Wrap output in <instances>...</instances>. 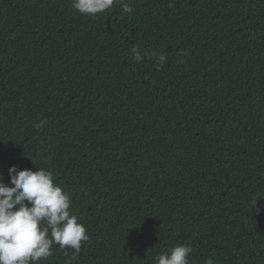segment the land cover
Here are the masks:
<instances>
[{
  "label": "trees",
  "instance_id": "1",
  "mask_svg": "<svg viewBox=\"0 0 264 264\" xmlns=\"http://www.w3.org/2000/svg\"><path fill=\"white\" fill-rule=\"evenodd\" d=\"M131 6L0 0L4 182L53 173L89 236L72 264H155L177 244L189 264H264V0ZM52 248L38 264L73 252Z\"/></svg>",
  "mask_w": 264,
  "mask_h": 264
},
{
  "label": "clouds",
  "instance_id": "2",
  "mask_svg": "<svg viewBox=\"0 0 264 264\" xmlns=\"http://www.w3.org/2000/svg\"><path fill=\"white\" fill-rule=\"evenodd\" d=\"M118 4L122 13L132 12L131 0H71V7L82 15L95 16ZM136 62L144 56L156 60L157 70L167 56L160 52L141 54L139 45L132 48ZM42 125L36 124L38 129ZM10 184L4 182L0 172V264H38L53 254V244L61 249L73 250L66 264H72L81 251L82 243L89 239L86 226L71 211L70 194L54 182L53 173L45 168L35 171L8 168ZM254 197L251 208L255 214L264 211ZM193 252L191 245L177 244L167 252L158 254L155 264H189ZM204 264H213L211 257Z\"/></svg>",
  "mask_w": 264,
  "mask_h": 264
}]
</instances>
